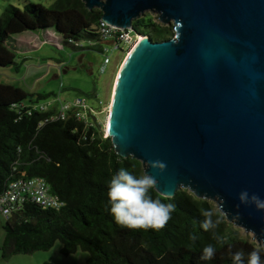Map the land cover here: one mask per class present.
<instances>
[{"label":"water","instance_id":"water-1","mask_svg":"<svg viewBox=\"0 0 264 264\" xmlns=\"http://www.w3.org/2000/svg\"><path fill=\"white\" fill-rule=\"evenodd\" d=\"M84 1L125 29L154 11L176 35H142L134 45L103 136L142 162L159 193L172 197L184 187L218 209L223 198L224 210L241 216L226 219L264 245V211L238 199L247 190L264 200V0ZM149 160L166 170L149 168Z\"/></svg>","mask_w":264,"mask_h":264},{"label":"trees","instance_id":"trees-1","mask_svg":"<svg viewBox=\"0 0 264 264\" xmlns=\"http://www.w3.org/2000/svg\"><path fill=\"white\" fill-rule=\"evenodd\" d=\"M85 4L84 0H55L51 6L34 1L22 7L6 5L0 13V66L16 63L15 35L25 31L47 34L52 30L60 35L62 45L75 49L84 48L83 40L100 42L103 12ZM132 28L155 41L175 36L172 24H163L152 14L136 17ZM49 95L0 82V193L13 179L41 176L50 183L51 192L65 201L52 208L27 200L13 211L3 225V258L51 249L58 240L66 256L80 248L87 251L88 264H232L234 253L242 251L247 262L251 251L264 248L227 220L215 201L184 187L170 199L156 188L151 190L153 198L176 205L165 228L129 229L117 224L110 213L108 182L121 167L143 174L142 162L120 155L111 137L103 136L96 118L86 122L69 115L44 122L53 110L40 111L32 105ZM202 209L212 210L214 219L221 220L216 229L201 227ZM194 231L198 239L193 245L189 235ZM213 231L223 237L222 245L212 239ZM209 243L216 253L203 260V247Z\"/></svg>","mask_w":264,"mask_h":264},{"label":"rangeland","instance_id":"rangeland-1","mask_svg":"<svg viewBox=\"0 0 264 264\" xmlns=\"http://www.w3.org/2000/svg\"><path fill=\"white\" fill-rule=\"evenodd\" d=\"M29 1L51 6L55 0H0V13L10 3L22 7ZM145 14H152L159 20L158 14L154 11L148 10L142 15ZM172 26L174 28L173 24ZM31 34L32 32H24L16 35L21 39L18 41V50L15 52L16 63L6 67L0 66V82L20 86L30 93L50 94L45 99L38 100L37 103L53 101L56 97L72 101L79 96H85L94 108V118L98 119L100 126L106 127L109 119L108 106L112 103L117 74L125 58L137 44L138 37L130 42H124L123 48L120 49L116 48L110 39L100 42L83 40L81 44L84 48L75 49L70 45L59 46L48 39L41 40L42 42L31 41L32 44H30L24 39ZM97 48L105 49V51ZM105 57H109V62L106 71H103L102 64ZM94 93L99 97L98 100ZM100 99H102L101 102H99ZM5 221L3 218L0 223V264H40L46 260L53 264H88V252L81 248L69 256L62 254L60 240L56 241L51 249L15 253L7 259L3 258L1 245L5 234L3 227ZM241 230L254 238L252 233L243 228Z\"/></svg>","mask_w":264,"mask_h":264},{"label":"clouds","instance_id":"clouds-1","mask_svg":"<svg viewBox=\"0 0 264 264\" xmlns=\"http://www.w3.org/2000/svg\"><path fill=\"white\" fill-rule=\"evenodd\" d=\"M149 168L164 172L167 168L166 163L160 160L147 161ZM159 181L155 176L147 171L141 175H135L133 172L121 167L108 182L107 196L110 204V213L115 222L129 229H152L161 230L166 227L172 213L176 211L174 203H165L160 198H153L151 190L157 188ZM170 199V197L168 198ZM238 199L241 204L254 205L258 211H264V200L257 194H249L247 190L239 193ZM220 212L231 220L237 222L241 219L239 212L230 214L224 210V201L220 197ZM239 205H237V208ZM201 215L205 217L201 227L205 230H213L221 223L219 218L214 219L215 213L212 210H201ZM198 239L195 231L190 233L189 240L193 242ZM212 239L217 243L223 244V237L217 232H212ZM191 245L189 250H191ZM216 247L209 243L203 247L201 259L210 260L216 253ZM264 248H256L248 254L247 262L244 259V253L238 251L232 256V264H261V254Z\"/></svg>","mask_w":264,"mask_h":264},{"label":"built area","instance_id":"built-area-1","mask_svg":"<svg viewBox=\"0 0 264 264\" xmlns=\"http://www.w3.org/2000/svg\"><path fill=\"white\" fill-rule=\"evenodd\" d=\"M99 31L102 36L101 41L110 39L115 47L119 49L123 48L124 42H130L133 38L142 37V35L130 28L125 29L106 22V19L103 17L99 23ZM103 51H105V49H103ZM108 62L109 57H105L102 64L103 71H106ZM101 101L102 99L99 100V102ZM32 106L40 111L53 110L51 114L47 115L44 122L66 119L69 115L80 120H85L86 122L94 120V108L90 105L85 96H79L72 101L61 100L56 97L53 98V101L35 102ZM108 108L110 110L109 106ZM50 186V183L41 176L13 179L6 190L0 193V214L4 216L5 219L9 218L12 212L18 210L22 203L27 200H33L43 207L51 206L52 208H60L65 201L58 195L53 194Z\"/></svg>","mask_w":264,"mask_h":264},{"label":"crops","instance_id":"crops-1","mask_svg":"<svg viewBox=\"0 0 264 264\" xmlns=\"http://www.w3.org/2000/svg\"><path fill=\"white\" fill-rule=\"evenodd\" d=\"M25 32H32V34L31 35H29V36H27V39H24L26 42H28V43H30V44H32V42L31 41H37V40H40V42H42V41H45V40H51V41H54L55 42V44H57V45H59V46H61L62 44H61V37H60V35H58V34H56V32H54V31H52V30H49L48 32H47V34H41V33H39V32H37V31H25ZM36 32V33H35ZM24 33V32H23ZM43 36V37H42ZM15 39H16V42H15V46H16V51L18 50V41H20L21 39H19L18 37H16V35H15ZM23 40V41H24ZM42 40V41H41ZM96 97H97V95H95ZM99 99V97H97V100ZM3 218L5 219V217L4 216H2L1 214H0V223H2V220H3ZM6 220V219H5Z\"/></svg>","mask_w":264,"mask_h":264},{"label":"bare ground","instance_id":"bare-ground-1","mask_svg":"<svg viewBox=\"0 0 264 264\" xmlns=\"http://www.w3.org/2000/svg\"><path fill=\"white\" fill-rule=\"evenodd\" d=\"M143 39H144V37L142 38V37H140V38H138V40H137V42L136 43H141L142 41H143ZM127 58V57H126ZM126 58H125V60H126ZM125 60H124V62H125ZM124 62H123V64H124ZM123 64H122V66H123ZM122 68V67H121ZM118 75V74H117ZM118 77V76H117ZM117 82V81H116ZM117 85V84H116ZM116 85H115V88H116ZM114 95H115V90H114V92H113V96H112V103H111V106H110V104H109V107H110V112H109V119H108V123H107V125H106V127L104 128V130H105V133H106V135H108L109 134V121H110V115H111V110H112V104H113V102H114Z\"/></svg>","mask_w":264,"mask_h":264}]
</instances>
